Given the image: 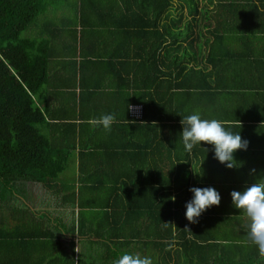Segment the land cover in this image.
<instances>
[{"label": "crops", "instance_id": "crops-1", "mask_svg": "<svg viewBox=\"0 0 264 264\" xmlns=\"http://www.w3.org/2000/svg\"><path fill=\"white\" fill-rule=\"evenodd\" d=\"M59 1L46 14L54 26L43 27L41 19L27 36L40 40L46 56V79L35 101L48 122L42 132L65 169L54 188L26 184V198L14 203L29 211L20 213L24 219H9L19 246L32 244L27 237L39 230L58 241L53 254L41 237L45 247H18L25 255L0 259L65 264L82 254L107 257L116 249L112 241L119 243L108 226L124 225L119 256H148L152 264H264L248 239L247 217L230 197L264 179V0ZM132 105L140 106L139 117L131 115ZM193 112L223 121L248 141L235 153L239 168H225L203 142L190 155L184 151L180 121ZM108 113L115 122L105 131L96 121ZM168 184L170 199L162 203ZM193 186H211L221 196L195 224L184 215ZM34 210L58 219L37 221ZM130 210L138 215L125 223ZM81 211L88 217L107 213L103 236L79 237ZM120 213L121 224L112 220ZM72 218L73 237L66 234ZM113 255L107 264H114Z\"/></svg>", "mask_w": 264, "mask_h": 264}, {"label": "trees", "instance_id": "trees-1", "mask_svg": "<svg viewBox=\"0 0 264 264\" xmlns=\"http://www.w3.org/2000/svg\"><path fill=\"white\" fill-rule=\"evenodd\" d=\"M59 2V0H0V255H19V253L25 255L24 251H18V247L37 251L39 247H45L44 243H39L41 237L48 239V253L53 254L56 249L54 241H58L57 236L52 232L44 233L39 230L30 237L26 236L34 238L32 244H28L29 247L27 244L19 246L12 242L17 236L9 229V219L12 215L13 220L24 219V216L19 217L20 213L26 214L23 210L27 211L28 208L23 207L20 210L14 202L17 196H23V200L26 198L24 194L26 184H45L54 188L59 174L65 169V163L58 160L56 151L42 132V126L48 122L35 101L46 79V56L40 51V40L34 36H27L31 28L41 26V19H45L43 27L54 26V20L48 18L46 14L48 11L53 14ZM164 2L168 1L164 0ZM131 25L137 26L136 23ZM167 186L162 187V203L164 197L165 200L170 199V193L165 196L169 184ZM129 205L130 208L135 206L133 203ZM30 213L37 221L58 219L53 218V213L45 211L34 210ZM92 214L88 217L81 211L78 220L75 219L77 234L84 240L95 241L103 236L104 233H100L99 228L104 229L106 226H100L101 222L109 220L107 213ZM126 214L123 219L125 223L134 218L132 214L138 215L132 210L127 211ZM167 214L169 216V213ZM121 216L122 213L117 218L112 217V220L121 224ZM95 221L99 226H92ZM71 223L70 228L66 226V234L73 237L75 236L73 218ZM123 226H108V230L111 233L113 231L115 240L119 243L116 245L112 241V245L116 248L113 251L109 248L112 245H100L106 246L111 251L107 257L91 259V256L82 254L77 258L76 263L71 256V259L65 260V264H107L112 258L111 254H114L115 259L118 258V249L126 242V239L120 241ZM165 230L162 229V237L168 235L165 234ZM178 236L183 238L184 233ZM166 252L168 253V250ZM12 260L7 256L5 259H0V264H13ZM59 262L61 264L60 260Z\"/></svg>", "mask_w": 264, "mask_h": 264}, {"label": "clouds", "instance_id": "clouds-1", "mask_svg": "<svg viewBox=\"0 0 264 264\" xmlns=\"http://www.w3.org/2000/svg\"><path fill=\"white\" fill-rule=\"evenodd\" d=\"M114 122L115 116L111 113L102 115L96 121L105 131H110ZM180 123V136L186 153L190 155L194 146H202L203 142L211 146L213 158L225 168H239L235 153L248 147V141L242 139L240 132H232L221 120L202 118L199 112L185 116ZM189 192L191 198L185 203L184 213L189 223H197L205 211L220 204V193L211 186H193L189 188ZM230 197L232 206L248 219L246 228L249 241L256 245L258 254L264 257V179L231 191ZM114 264H152V261L148 256L126 252L116 258Z\"/></svg>", "mask_w": 264, "mask_h": 264}, {"label": "built area", "instance_id": "built-area-1", "mask_svg": "<svg viewBox=\"0 0 264 264\" xmlns=\"http://www.w3.org/2000/svg\"><path fill=\"white\" fill-rule=\"evenodd\" d=\"M130 113H131V115H133V116H140V114H141V109H140V106H138V105H132L131 107H130Z\"/></svg>", "mask_w": 264, "mask_h": 264}]
</instances>
